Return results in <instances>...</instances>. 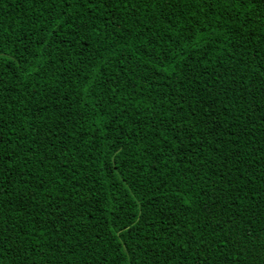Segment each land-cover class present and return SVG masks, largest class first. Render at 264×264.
I'll list each match as a JSON object with an SVG mask.
<instances>
[{"label": "trees", "instance_id": "16d2710c", "mask_svg": "<svg viewBox=\"0 0 264 264\" xmlns=\"http://www.w3.org/2000/svg\"><path fill=\"white\" fill-rule=\"evenodd\" d=\"M0 264H264V0H0Z\"/></svg>", "mask_w": 264, "mask_h": 264}]
</instances>
